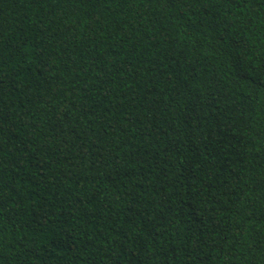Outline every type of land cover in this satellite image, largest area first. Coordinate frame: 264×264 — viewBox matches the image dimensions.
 Returning <instances> with one entry per match:
<instances>
[{
	"label": "trees",
	"instance_id": "trees-1",
	"mask_svg": "<svg viewBox=\"0 0 264 264\" xmlns=\"http://www.w3.org/2000/svg\"><path fill=\"white\" fill-rule=\"evenodd\" d=\"M0 264H264V0H0Z\"/></svg>",
	"mask_w": 264,
	"mask_h": 264
}]
</instances>
